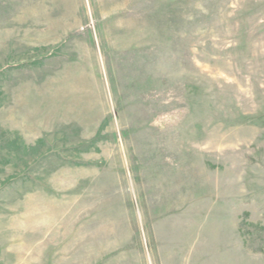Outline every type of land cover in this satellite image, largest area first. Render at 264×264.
Listing matches in <instances>:
<instances>
[{"label":"rangeland","instance_id":"rangeland-1","mask_svg":"<svg viewBox=\"0 0 264 264\" xmlns=\"http://www.w3.org/2000/svg\"><path fill=\"white\" fill-rule=\"evenodd\" d=\"M0 264H264V0H0Z\"/></svg>","mask_w":264,"mask_h":264}]
</instances>
